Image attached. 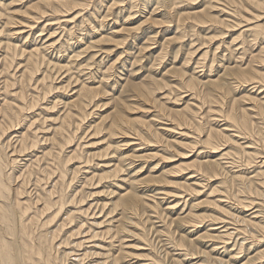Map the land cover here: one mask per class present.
<instances>
[{
	"label": "bare ground",
	"instance_id": "bare-ground-1",
	"mask_svg": "<svg viewBox=\"0 0 264 264\" xmlns=\"http://www.w3.org/2000/svg\"><path fill=\"white\" fill-rule=\"evenodd\" d=\"M0 264H264V0H0Z\"/></svg>",
	"mask_w": 264,
	"mask_h": 264
}]
</instances>
